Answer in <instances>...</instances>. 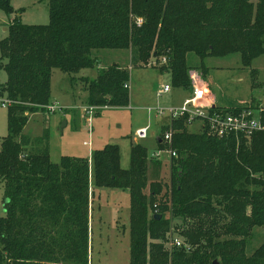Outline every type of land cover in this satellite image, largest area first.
<instances>
[{
  "label": "trees",
  "instance_id": "trees-1",
  "mask_svg": "<svg viewBox=\"0 0 264 264\" xmlns=\"http://www.w3.org/2000/svg\"><path fill=\"white\" fill-rule=\"evenodd\" d=\"M11 1L0 0L7 15ZM47 1L48 25L14 20L0 42L6 61L0 97L12 104L0 145V264H89V205L101 188L129 194V264H264V243L245 254L251 230L264 227L263 133L219 139L172 122L177 157L165 192L157 182L161 162L149 160L140 145L131 148L127 170L114 146L90 160L63 157L54 164L47 130L36 139L22 134L28 116L50 104L52 71L70 76L93 69V51H129L131 64L141 67L165 59L160 69L170 73L172 87L190 92L188 54L203 61L239 53L247 68L264 54V0ZM129 80L118 65L99 70L84 80L87 106L127 107ZM171 239L183 247L166 250Z\"/></svg>",
  "mask_w": 264,
  "mask_h": 264
},
{
  "label": "rangeland",
  "instance_id": "rangeland-1",
  "mask_svg": "<svg viewBox=\"0 0 264 264\" xmlns=\"http://www.w3.org/2000/svg\"><path fill=\"white\" fill-rule=\"evenodd\" d=\"M11 6V15L0 10V42L8 36L5 29L14 20L26 26L49 24L47 0H12ZM140 19L135 18L137 21ZM92 57L97 58L94 68L81 70L76 75L52 71L50 103H55L61 110L54 114L39 111L29 115L22 134L36 139L47 130L49 156L54 164L63 157L90 160L91 153L108 146L118 148L119 163L123 170L129 168L130 150L136 145L145 148L151 160L158 150L156 139L163 137L166 131L163 132L162 128L168 125V119L159 118L156 110L180 106L190 91L172 87L171 75L161 71L163 64L160 60L153 64L156 61L150 59L146 67H141L131 64L129 51L99 50L93 51ZM186 60L191 67V86L205 88L208 99H213L216 107L232 110L251 106L264 111V54L253 59L247 68L242 66L239 53L223 57L210 56L203 61L194 54H188ZM5 62L0 61V65ZM112 65H118L129 73V105L84 113L81 108L87 106L88 96L84 80L95 78L99 70ZM203 70H206L205 76ZM254 72L256 76L253 80ZM5 81L6 74L0 68V85ZM164 86H169L170 92L160 95ZM7 111L8 107L0 106V145L7 136ZM143 128H149L147 139L136 141L135 132ZM187 132L199 134V125L190 126ZM160 162L157 182L165 186V192L169 186L171 162L166 155L161 157ZM150 174L149 164L148 183L154 181ZM145 194H148V190H145ZM3 200L4 188L0 183V218L5 216ZM129 211L127 191L105 188L93 190L89 205V264H129ZM173 236L177 237V234ZM263 243L264 227L253 228L245 240L246 256H252ZM163 244L166 250L172 248L170 241ZM185 244L188 247L189 244Z\"/></svg>",
  "mask_w": 264,
  "mask_h": 264
},
{
  "label": "built area",
  "instance_id": "built-area-1",
  "mask_svg": "<svg viewBox=\"0 0 264 264\" xmlns=\"http://www.w3.org/2000/svg\"><path fill=\"white\" fill-rule=\"evenodd\" d=\"M141 20L137 21L140 24ZM166 60H162L165 64ZM129 85H125L128 88ZM170 92L169 86H164L159 94ZM12 104L5 98L0 99L1 107H10ZM108 107H92L85 106L81 110L90 114L97 109H107ZM43 111L48 114H54L61 110L55 103L42 107ZM157 116L166 117L168 119L169 128L163 134V137L158 139L159 143L165 148L158 149L151 158L161 160L163 155H166L170 161L177 157L176 152L172 149V122L185 121L188 127L198 124L200 132L214 138H228L235 136L236 138H251L258 133L264 134V111L253 107L223 109L208 100L207 92L202 87H192L190 96L183 101L178 107H169L156 110ZM149 128L138 129L135 132L136 141L145 140L148 137ZM170 245L172 248H182V241L179 239H171ZM186 248V247H185ZM188 248V247H187Z\"/></svg>",
  "mask_w": 264,
  "mask_h": 264
},
{
  "label": "crops",
  "instance_id": "crops-1",
  "mask_svg": "<svg viewBox=\"0 0 264 264\" xmlns=\"http://www.w3.org/2000/svg\"><path fill=\"white\" fill-rule=\"evenodd\" d=\"M7 29V28H6ZM92 79H94V78H92ZM4 84V83H3ZM2 85V84H1ZM190 94H191V92L189 93V95H188V97L190 96ZM187 97V98H188ZM209 101H212L214 104H215V101L213 100V99H208ZM156 140H158V139H156Z\"/></svg>",
  "mask_w": 264,
  "mask_h": 264
},
{
  "label": "water",
  "instance_id": "water-1",
  "mask_svg": "<svg viewBox=\"0 0 264 264\" xmlns=\"http://www.w3.org/2000/svg\"><path fill=\"white\" fill-rule=\"evenodd\" d=\"M5 30H7V29H5ZM156 218L158 220V219H160V216H157ZM213 264H218V263L216 261H214Z\"/></svg>",
  "mask_w": 264,
  "mask_h": 264
}]
</instances>
